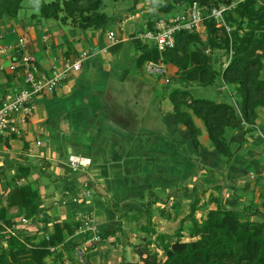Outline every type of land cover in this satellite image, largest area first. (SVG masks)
Segmentation results:
<instances>
[{
    "label": "crops",
    "instance_id": "1",
    "mask_svg": "<svg viewBox=\"0 0 264 264\" xmlns=\"http://www.w3.org/2000/svg\"><path fill=\"white\" fill-rule=\"evenodd\" d=\"M144 29H147V23H128L119 17L108 19L105 27L99 30L68 26L63 30L60 27L52 37L41 34L40 26L27 24L24 20L0 21V105L6 94L24 84L22 57L25 51L18 44L19 38L24 39L26 52L46 74H50L53 66L60 67L64 62L72 61L80 52L88 55L79 71L62 81L54 91L35 98L30 116L17 122L18 133L5 134L0 140V207H6L12 200H24L23 190L34 189L36 204L41 209L35 219L26 218L24 213L17 216L12 227L22 229L30 236L36 235L34 243L38 244L53 233L56 223L67 221L74 229L80 222L72 235L51 248L54 253L48 258L54 262L56 256L61 255L65 264H70L72 258L76 263L84 259L85 254L91 261L95 255L91 252L128 242V228L136 232V224H140L144 216L132 210L124 214L119 207H126L133 201L146 202L149 189L162 190L169 195L168 203L161 208L170 206L178 198L175 190L187 177L178 176L179 167L191 170L193 161L199 163V168L192 169V175L202 178L203 186L222 181L219 193L229 207L248 209L251 204L246 206L241 201L244 197L239 190L250 189L254 195L255 190H259L258 185L264 184V158L250 148L242 147L227 164L211 144L206 131H200L196 116L193 120L201 146L197 149L193 145L187 129L177 120L169 95L175 87L181 88V84L162 91L165 87L160 84V79L144 69L147 61H153L146 59L144 54L152 44L136 36ZM111 30L117 38L116 43H111L108 38ZM197 50L201 51L200 47ZM163 64L170 73L176 74L174 65ZM196 86L187 88L201 97L196 94L199 91ZM217 94L219 97L229 95L240 111L234 95L224 89L218 90ZM215 101L227 102L224 98ZM155 120L160 125L159 130L147 128ZM242 122L240 118L226 131L229 143L236 146L242 142ZM180 147L189 151L186 152V155L190 154L188 162L183 158L187 157L184 153L179 154ZM69 155L88 157L91 163L73 169L68 163ZM19 167L26 174L17 178ZM204 170L212 171L214 178L210 179ZM196 183L200 185V182ZM210 186L204 194L208 197L212 192L217 195ZM197 193L198 190L196 196L204 203V194ZM259 198L255 207L264 208L263 192ZM20 204L29 206V202ZM112 204L118 206L115 212L111 211ZM160 204L156 202L155 206ZM20 209L26 211L25 206ZM87 222L93 227L89 229L92 236L84 239ZM119 223L120 229L117 228ZM2 226H7L6 231L10 230L7 224ZM113 228L118 229L115 234L104 239L98 237L99 233ZM71 240L76 242L73 251L67 246ZM48 258L46 262L50 263Z\"/></svg>",
    "mask_w": 264,
    "mask_h": 264
},
{
    "label": "trees",
    "instance_id": "2",
    "mask_svg": "<svg viewBox=\"0 0 264 264\" xmlns=\"http://www.w3.org/2000/svg\"><path fill=\"white\" fill-rule=\"evenodd\" d=\"M22 1L0 0V21H21L19 11ZM105 1L118 0H41L37 7L40 16L46 21L60 20L64 24L69 22L81 30H99L105 27L108 20V15L103 10ZM232 1L168 0L159 6V10L161 15H168L179 12L175 8L179 4H184L186 9L194 2L210 10L219 4L230 5ZM254 2L255 0H239L233 8L224 13L229 31L224 26L217 27L212 19L207 18L202 22L205 40L201 39L195 29L184 30L175 33V44L172 48L159 52L151 45V48L144 52L148 60L161 59L166 65L172 64L177 68V82L185 84L184 88L175 87L169 94L177 120L187 129L193 145L198 149L201 144L193 116L201 119L208 139L215 150L226 159L227 164L240 148L239 145L231 148L226 135L227 129L233 127L240 118L248 126L254 125L258 110L264 108V77H261V72L264 71V7L254 9ZM235 18L239 19V23L232 28ZM156 19L147 20V29H153ZM246 29L247 31H244ZM199 47L204 48L202 52L197 50ZM215 49L233 52L221 72L213 64L212 55ZM206 50L209 51L208 54L205 53ZM218 78L226 85L236 86L234 95L239 100V112L233 103L197 97L187 88L191 85L206 87L215 83ZM25 174L19 167L16 177ZM200 185L195 183L191 189L189 211L180 219L174 239L165 233H158L151 224L156 202L168 203L169 195L164 194L162 190L149 189L146 202L133 201L126 207H119L124 214L130 210L142 213L145 216V224H140L136 229V232L144 234L139 237L144 244L136 250L140 263L122 258L118 264H264V208L258 209L252 202L248 209L229 207L224 204L220 194L223 184L216 182L211 186H203L201 183ZM209 186L218 193L209 195L215 207L207 210L205 216L198 219L196 212L200 197L196 196V192L200 190V193L204 194ZM175 191L179 196L180 188ZM23 192L24 200L16 202L11 199L6 207H0V264H52V261L46 262V258L54 253L51 248L63 243L67 235H72L80 222L74 229H71L67 221L56 223L53 233L35 244L36 235L30 236L24 230L12 227L15 218L22 213L28 219H35L41 211L35 201L37 192L34 189H25ZM187 193L189 194V191ZM26 202H29V206L20 204ZM179 205L180 199H176L170 206L156 209L159 215L171 219L173 215L168 209L177 210ZM24 206L26 211L21 212L20 208ZM14 207L17 209H12ZM117 208L116 204L111 205L112 212ZM186 221H189L188 225H185ZM2 224L10 226V230L6 231L7 226ZM117 228H121L120 223ZM117 228L99 233L98 237L107 238L115 234ZM185 229L191 240H183ZM84 235V239L90 238L91 230H87ZM75 244L76 242L71 240L67 245L68 249L75 250ZM151 245L156 249H152ZM160 253L164 255V259L159 258ZM89 259L85 254L78 264H90ZM56 263L65 264L61 255L56 256Z\"/></svg>",
    "mask_w": 264,
    "mask_h": 264
},
{
    "label": "rangeland",
    "instance_id": "3",
    "mask_svg": "<svg viewBox=\"0 0 264 264\" xmlns=\"http://www.w3.org/2000/svg\"><path fill=\"white\" fill-rule=\"evenodd\" d=\"M238 1L239 0H233L231 3V5H232L231 8H233ZM40 2H41V0H23L22 1V8L19 11V18L26 21L27 24H32L33 26H38V27L40 26L42 28L41 34L44 33L45 35H47V34L52 35V33L56 34V32L60 30V27L63 30H65V28H67V26L68 27H75V26L71 25V23H69V22L67 24H64L60 20H47V21L44 20L40 16L39 9L37 7ZM165 2H168V0H118L116 2L105 1L103 10L108 15V19L114 18V20H115L116 18L120 17L121 19L125 20L128 23H133V24L140 23V22L141 23H147L148 19H150V18L156 19V17L158 15L162 14V12L159 10V6ZM184 6H185L184 4H179L175 8H176V10L181 11V10L185 9ZM253 7H254V9H257L259 7H264V0H255ZM33 14H35V16H33ZM30 16H32L33 19ZM224 22L226 23L225 18H224ZM238 23H239V19L235 18V24L233 25L232 28L236 27ZM245 23L246 22L244 21V24ZM244 24H243V27H244ZM50 28L53 31H50L51 30ZM244 31H247V29ZM197 32L201 35L202 40H205L206 34H205V30L203 29L202 25L199 27ZM45 35H43V36H45ZM52 37H53V35H52ZM25 38L29 39L28 37H25ZM42 38L44 39V37H42ZM48 43H50V42L48 41ZM200 49L202 51L204 48L200 47ZM214 54L215 55H214L213 60L215 59L214 60L215 62H213V64L219 70V72H221L222 69H224V67L228 64L229 60L231 59V57L233 55V52L232 51H225L224 49H215ZM152 76L160 79V84H162V86L165 87L162 91L171 90L172 88L175 87V85L176 86L180 85V83H176L177 82V74L170 73L167 69H165L164 73L161 75H152ZM261 77H264V71L261 72ZM219 79L220 78H218L215 83L210 84L206 87L196 86L197 89H199L198 93H196V94L200 95L201 97H204L207 99H213V100H217L218 98H224L225 101L232 103V99L230 98L229 95L224 96V97H219V95L217 94V91L218 90L222 91V89H224V90L228 91V93L234 95V92H235L234 88H236V86L226 85ZM181 86L184 87L185 84L181 83ZM192 93L195 94V91H192ZM234 97H236V96L234 95ZM237 100L238 99H236V102H237ZM236 108H237V106H236ZM237 110H238V108H237ZM238 112H239V110H238ZM148 121H149V119H148ZM198 123L200 126V131L203 133L205 131V129H204L203 122L201 121V119H198ZM159 127H160V125H158L157 120H155L154 124L148 126L147 128H149V129L155 128L154 130H159ZM246 128H247V130H246ZM163 129H164V127H163ZM263 129H264V108H260L258 110V117L256 118L254 125L248 126L247 124H244L242 122L241 132H243V136L241 135V139H242L241 141L242 142H241V144H239V147L240 148H242V147L243 148H250L254 154H257V155L264 158V133H263ZM245 134H247V135L244 137ZM248 136L250 139L249 138L247 139ZM229 145L231 146V148L235 147L234 143L233 144L229 143ZM212 149L214 150V148H212ZM180 150L181 151L179 154L181 156L183 153L186 155L189 152V151L187 152V150H186V152H187L186 153L184 151L185 150L184 147H180ZM189 155H186L187 157H185V156L183 157L186 162L189 161ZM191 155H193V153H191ZM195 155H196V153H195ZM194 160L197 161L198 159H194ZM181 161H183V160L181 159ZM193 162L194 163L190 165L191 170L185 169L183 166L179 167L178 176L182 177L183 175H185V176L187 175V177L185 178V180H182L183 182L180 183V186H179L180 191H181V192H178L180 197L178 196V198H177V199H180L179 207L177 208V210H171L170 208L168 209V212L173 215V218L167 219L165 215H163V216L159 215L156 207L161 208V207H163L162 206L163 204L153 206V208H155V213H154V216H152L153 218H152L151 224L154 225L155 229L159 233H165L173 239L175 238L174 233H175V230L177 229V227L179 226L180 219L183 216H185L189 211V203L192 200L191 189H192L193 185L196 182L201 183V181L203 180L202 178L200 180L198 175H197V177H195V175H192V173H194L193 170L196 168H199L198 167L199 163L197 164V163H195V161H193ZM183 172H186V174H183ZM204 172H205V175L208 172L207 175H209L210 179L214 178L212 171L204 170ZM248 174H249L248 175L249 178H251L252 177L251 174L250 173H248ZM203 175L204 174H202L201 176L205 178V175L204 176ZM214 175H216V173H214ZM190 176H192L193 178ZM219 183H222V181H220ZM262 184H263V182H262ZM263 185L262 186L258 185L259 190H255L254 195L251 194L252 191L250 189H247V191L239 190L241 196L243 195L242 197H244V198H241L242 199L241 201L244 202L246 206H248L247 204L250 202H252L254 206L256 204H258V201H260L259 200L260 199L259 198L260 192H263V196H264V186ZM185 188L187 189L186 191L184 190ZM188 191H189V194L187 193ZM227 192H228V190H227ZM255 193L257 195H255ZM197 194L198 195L201 194L200 190L198 191ZM203 199H205V202L201 203V201H199V204H198L199 208L196 212V216L198 219L204 217L207 210L215 207V204L213 202H211L210 197L207 196V193L204 194ZM200 200H201V198H200ZM140 224H145V221L141 220ZM140 224H136V226L138 227ZM188 224H189V221H186L185 225H188ZM125 227H128V225L126 224ZM127 233H128V237L130 238V240H128V242L126 241L125 244L123 243V245H121V246L119 245V246L114 247V248L110 247L109 249H108L109 246L107 248L103 247V248H99L98 251L91 252V254H95V255L92 257L90 264H118L119 260H121L122 258H125L129 261H137L140 263L139 258L136 255V250L138 248H141L143 246L144 242L141 241V239H139L138 236L136 235V233H138V232H134V230L132 232L130 230V228H128ZM139 234L141 235L140 237H142L144 235L141 232H139ZM183 235H184L183 240H185V241L191 240V238L188 236L186 229H185ZM111 240L112 239H110V241ZM93 244H94V242H93ZM95 246H98V245L96 244ZM151 248L156 249V247L154 245H151ZM163 257H164V255H162L160 253L159 258L164 259ZM78 259H80V258L78 257ZM48 260H51V259L48 258ZM52 260H54V259H52ZM73 260L74 259L72 258L70 264H78V262L81 263L80 260H78V262H76V263L73 262ZM52 264H57V263L52 261Z\"/></svg>",
    "mask_w": 264,
    "mask_h": 264
},
{
    "label": "built area",
    "instance_id": "4",
    "mask_svg": "<svg viewBox=\"0 0 264 264\" xmlns=\"http://www.w3.org/2000/svg\"><path fill=\"white\" fill-rule=\"evenodd\" d=\"M231 6L219 4L208 10L207 7L194 2L185 10L159 16L154 22L153 29H144L136 36L143 42L154 45L159 52H163L174 46L176 32L198 30L203 20L207 18L212 19L216 26H224L229 31L224 22V13ZM107 35L111 43L117 42L114 31H109ZM18 44L25 51L22 57L24 84L16 91L6 94L1 101L0 140L5 134L18 133L17 122L24 121L30 116L35 98L41 93L54 91L62 81L79 71L88 57L87 52H80L72 61L64 62L60 67L53 66L50 74H46L39 70L34 57L26 52L23 38H19ZM145 69L151 75H161L165 71V66L162 61H147ZM68 163L71 168L78 169L89 166L91 160L80 155H69ZM21 221L24 222L25 219L21 218ZM89 229L93 227L87 222L85 230Z\"/></svg>",
    "mask_w": 264,
    "mask_h": 264
}]
</instances>
